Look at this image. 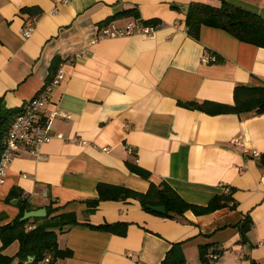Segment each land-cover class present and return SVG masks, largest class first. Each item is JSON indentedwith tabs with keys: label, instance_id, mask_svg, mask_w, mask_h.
Masks as SVG:
<instances>
[{
	"label": "crops",
	"instance_id": "crops-1",
	"mask_svg": "<svg viewBox=\"0 0 264 264\" xmlns=\"http://www.w3.org/2000/svg\"><path fill=\"white\" fill-rule=\"evenodd\" d=\"M227 1L264 17V0ZM193 2L221 0H0V100L8 108L23 107L59 60L57 72L65 77L42 112L72 115L54 120L53 137L41 148L44 158L21 151L0 185V226L19 216L22 197L31 210L76 215L77 223L58 231L59 247L69 255L37 264H160L174 242H182L186 264L201 263V245L219 254L206 264H264V112L223 109L234 104L237 86L264 85V46L208 25L197 38L189 35L186 16ZM131 8L139 18L122 13ZM34 16L36 28L24 38L25 22ZM137 19L161 26L152 36L90 44L104 25ZM204 55L217 59L205 63ZM206 101L211 111L186 105ZM217 104L223 111H212ZM151 181L166 182L201 206L231 193L234 207L170 218L131 197L89 204L99 183L147 192ZM14 191L20 198H11ZM115 222L127 223L125 234L94 227ZM18 248L14 241L4 252L14 255ZM11 264H20L19 258Z\"/></svg>",
	"mask_w": 264,
	"mask_h": 264
},
{
	"label": "trees",
	"instance_id": "trees-1",
	"mask_svg": "<svg viewBox=\"0 0 264 264\" xmlns=\"http://www.w3.org/2000/svg\"><path fill=\"white\" fill-rule=\"evenodd\" d=\"M32 14L39 12L34 8L29 10ZM132 13L139 18V12L136 8H131L122 13ZM120 15L117 13L113 17ZM138 20V19H137ZM143 24H160L159 20L139 19ZM107 22V21H106ZM107 25V24H106ZM187 32L189 35L197 38L202 25H208L224 29L235 36L237 39L249 42L258 46H264V17L253 10L240 5L233 4L227 0H221L220 5H213L205 2L191 3L186 16ZM59 60L51 64V74L49 80L57 72ZM235 102L232 106H226L223 109L238 113H263L264 112V85L247 86L239 85L234 92ZM187 106L201 110L211 111L210 102H188ZM223 106L217 104L213 106V112L223 111ZM23 107L8 108L0 100V158L4 148L3 140L6 137L12 120L22 111ZM132 169L145 178L150 177V173L137 165L130 164ZM11 198L20 196L14 191ZM135 198L140 201L142 208L152 211L149 205H164L165 213L159 215L180 218L187 210H193L197 214L212 212L214 210L229 207L232 201L231 193H224L214 196L206 206L189 203L184 200L169 184L166 182L155 183L151 185L147 192H139L122 185L108 183L98 184V197L89 200V204L94 207L102 200H125ZM21 213L12 222L0 226V238L2 246L0 247V264H11L15 258H19L20 264H37L39 261L49 257V261L55 262L58 258L69 255V250L59 247L58 231L63 230L65 226L77 223L76 215L72 212L57 214V208H47V214L42 217L29 218L21 220L26 209H30L25 198H20ZM230 207H234V204ZM156 213V212H155ZM95 228L105 229L107 231L125 234L127 223L115 222L104 223L94 226ZM248 221L242 225L243 239H246V231L249 230ZM14 241L19 242V248L16 254L9 255L4 250ZM206 245H201V263L206 264L208 250ZM29 256H33V261H29ZM160 264H186V257L182 242H174L167 250Z\"/></svg>",
	"mask_w": 264,
	"mask_h": 264
},
{
	"label": "built area",
	"instance_id": "built-area-1",
	"mask_svg": "<svg viewBox=\"0 0 264 264\" xmlns=\"http://www.w3.org/2000/svg\"><path fill=\"white\" fill-rule=\"evenodd\" d=\"M68 1V0H65ZM37 18L31 17L25 22L21 31L24 38H29L36 28ZM160 27V24H143L138 20H131L123 26L116 23H109L100 28L97 35L90 40L93 45L101 39L129 36L133 34H143L152 36ZM82 55L87 54V50L81 51ZM217 56L204 55L203 62L208 63L215 61ZM65 75L62 71H58L52 79L42 86V88L29 101L23 105L22 111L12 120L6 137L3 140L4 148L0 158V185L5 182V172L10 162L21 151H26L37 159L44 158L41 153L42 146L49 141L53 134L51 132L52 124L58 117L71 119L72 115L61 110H52L49 113H43L42 108L47 104L51 97L53 88L59 84ZM58 137L62 138L63 134L58 133ZM78 140L77 138H75ZM86 142V141H84ZM108 148H104L107 150ZM126 150L130 154H134V148L126 144ZM254 155H259L254 151ZM226 192L230 191L228 186H224ZM230 204H233L232 202ZM210 260L219 258V254L211 252L207 254ZM49 260V259H47Z\"/></svg>",
	"mask_w": 264,
	"mask_h": 264
},
{
	"label": "water",
	"instance_id": "water-1",
	"mask_svg": "<svg viewBox=\"0 0 264 264\" xmlns=\"http://www.w3.org/2000/svg\"><path fill=\"white\" fill-rule=\"evenodd\" d=\"M14 201L18 202V200H14ZM149 208L154 211L160 212V213H164L166 211V208L164 205H149ZM46 214H47L46 208L26 210L23 216L21 217V220H26V219L35 218V217H42V216H45ZM33 259H34L33 256H29V261H33Z\"/></svg>",
	"mask_w": 264,
	"mask_h": 264
}]
</instances>
